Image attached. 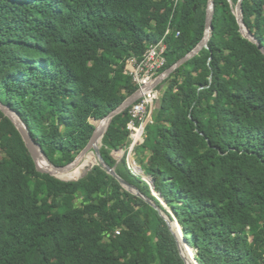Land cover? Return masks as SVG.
<instances>
[{"label": "trees", "instance_id": "1", "mask_svg": "<svg viewBox=\"0 0 264 264\" xmlns=\"http://www.w3.org/2000/svg\"><path fill=\"white\" fill-rule=\"evenodd\" d=\"M238 1L215 0L207 46L159 84L154 122L136 147L171 210L128 166L127 152L112 154L131 142L132 106L100 142L105 162L178 221L199 264H264V52L240 32ZM209 2L0 0V101L53 163L69 164L92 138V119L138 90L128 59L142 57L171 22L161 72L169 68L204 38ZM243 18L264 46V0H243ZM0 153V264H187L160 210L95 151L70 177L59 175L85 173L78 179L40 172L0 109Z\"/></svg>", "mask_w": 264, "mask_h": 264}, {"label": "water", "instance_id": "2", "mask_svg": "<svg viewBox=\"0 0 264 264\" xmlns=\"http://www.w3.org/2000/svg\"><path fill=\"white\" fill-rule=\"evenodd\" d=\"M214 7H215V0H210L209 6H208V9H207L206 30H205V35H204V38L202 39V41L194 49H192L189 53H187L186 55L181 57L177 62H175L169 68L164 70L159 75V77L157 78L156 83L158 85L164 79H166L172 72H174L180 65L185 63L187 60H189L193 56H195L202 48L207 46V43H208V41H209V39L211 37L212 29H213ZM235 12H236V15H237V18H238V22H239V25H240V32L245 37H247L248 39H250L251 41L256 43L261 48V50L264 52V46H262L261 42L247 29V27H246V25L244 23V18H243V0H239L238 1L237 5H236V8H235ZM141 96H142V92L137 90L132 95H130L128 98H126L117 108L112 110L110 113H108L103 118L98 119V123L95 124V130H94V133H93L92 138L90 139L88 145L77 155V157L72 162H70L69 164L63 165V166L57 165V164L53 163L49 159V157L47 156V154L43 150L42 146L35 141V139L33 138L30 130L28 129L27 125L24 123V121L22 120V118L20 117V115L16 111H14L11 107H9L8 105L2 103L1 101H0V109H2L4 111V113L15 123V125L17 126V128L21 132L22 137H23V139H24V141H25L30 153L32 154V156H33V158H34V160L36 162L37 169L40 172L50 173L52 175L57 176V173L65 172V171H68V170L72 169L79 157H81L82 155L86 154L91 149H94L95 152H96V155H97V159H98L97 162H100L110 174L114 175L123 184V186L126 187V189H128L129 191H131L132 193H134V194H136V195H138L140 197H143L148 203H150L151 205L155 206L158 210H160V208L155 204V202L153 200H151L149 197L145 196L140 191V189L138 187H136L135 185L127 182L122 177H120L117 174L115 168L110 166L109 164H107L105 162V160H104V158L102 156L101 150H100V146H98L96 144L98 139H101V140L103 139V137H104V135H105V133H106L108 127H109V124H110L111 120L113 119V117L115 115L123 112L127 107L132 106L137 100H139L141 98ZM102 121H107V127H106L105 130H102L100 128V123ZM39 159H44L47 162V165L46 166L40 165L39 162H38ZM140 171H141V173H143L142 169H140ZM61 179H63V178H61ZM76 179H78V178H76ZM63 180H65V179H63ZM145 180L151 186L154 195L160 201L165 203L162 200L161 195L155 190L153 181L151 179H149V178L145 179ZM160 212L166 218V220L168 221V223H169V225H170L172 230H173L172 223L175 222L177 224V226L179 227V232L181 234L183 242L185 244H187L185 239H184V237H183L182 230H181V227H180L178 221L176 219L175 220H171L169 218V216H167L163 211L160 210ZM173 232L175 233L174 230H173ZM179 246H180V249H181L182 256L186 260L184 254L182 252V247H181L180 242H179ZM193 260L195 262H197V260H196L194 255H193ZM186 262H187V264H189L187 260H186Z\"/></svg>", "mask_w": 264, "mask_h": 264}, {"label": "built area", "instance_id": "3", "mask_svg": "<svg viewBox=\"0 0 264 264\" xmlns=\"http://www.w3.org/2000/svg\"><path fill=\"white\" fill-rule=\"evenodd\" d=\"M172 2L175 8L180 0H172ZM170 24L171 22H169L164 35L157 41L152 42L142 57L132 56L128 59L126 65V72L132 77L138 90L142 92L141 98L132 105L130 110L127 128L130 131L131 142L126 150L122 149L124 153L127 152L128 166L136 174L141 172V166H138L134 159L136 147L144 142L147 136L146 126L154 122V114L158 109L160 90L156 81L167 63L166 38L170 33ZM195 264L199 263L195 262Z\"/></svg>", "mask_w": 264, "mask_h": 264}, {"label": "bare ground", "instance_id": "4", "mask_svg": "<svg viewBox=\"0 0 264 264\" xmlns=\"http://www.w3.org/2000/svg\"><path fill=\"white\" fill-rule=\"evenodd\" d=\"M106 127H107V121H102V122L100 123V128H101L102 130H105ZM101 141H102L101 139H98V141H97L96 144H97L98 146H100V142H101ZM92 150L95 151L94 149H91L90 151H92ZM90 151H88L86 154H84V155H82L81 157H79L78 160L76 161L74 167H73L72 169H70V170H68V171H65V172H61V173H59V174H62V173H70L71 171H73L74 169H76L79 165H81V163L84 161V159L88 158V154H89ZM115 151H116V150H115ZM95 153H96V152H95ZM96 156H97V155H96ZM41 161H42V164H43L44 166L47 165V162H46L44 159H41ZM38 162H39V161H38ZM39 164L42 165L40 162H39ZM43 165H42V166H43ZM50 169H51V168H50ZM59 174H58V175H59ZM172 228H173V230L175 231V233L177 234V236H178V238H179V242H180L181 247H182V252H183V254H184L186 260L188 261L189 264H195V261L193 260V252H192V248H191L189 245H187V244H185L184 242H182V240H181V238H180L179 228H176V226L174 225V223H172ZM184 246H187V247H188V254H186L185 249H184ZM190 253H191L192 258L190 257Z\"/></svg>", "mask_w": 264, "mask_h": 264}, {"label": "rangeland", "instance_id": "5", "mask_svg": "<svg viewBox=\"0 0 264 264\" xmlns=\"http://www.w3.org/2000/svg\"><path fill=\"white\" fill-rule=\"evenodd\" d=\"M162 90V88L160 89V91ZM159 105L157 104V107H158ZM92 122L94 123V124H96V123H98V120H94V119H92ZM103 145V143H101V146ZM112 154L114 155V157L115 158H117L118 160H120L123 156H124V150H122V149H119V150H116V151H114L113 149H112ZM3 155L0 153V158L2 157ZM134 158H135V161L137 162V164H138V166H141L140 164H139V162H138V159L134 156ZM41 164H42V161H41V159H39L38 160ZM96 164V163H95ZM94 164V165H95ZM43 165V164H42ZM94 165H92V166H90L88 169H90V168H92ZM44 166V165H43ZM87 169V170H88ZM86 170V171H87ZM134 171V170H133ZM135 172V171H134ZM59 173H57V176L59 177V175L60 176H63V177H70V174L69 173H62V174H59ZM137 174H140V175H143L144 176V174L143 173H141V172H139V173H137ZM82 176V175H81ZM80 176V177H81ZM80 177H78V178H80ZM59 178H61V177H59ZM64 179V178H63ZM74 179H76V178H73V179H65V180H74ZM144 179H148V177L147 176H144ZM45 201V200H44ZM166 207H168V205L166 204V203H163ZM168 209H169V211L171 210L169 207H168ZM175 223V222H174ZM180 238H181V240H182V242H183V239H182V237H181V234H180ZM192 248V247H191ZM192 252H193V255H194V253H195V250L192 248Z\"/></svg>", "mask_w": 264, "mask_h": 264}, {"label": "crops", "instance_id": "6", "mask_svg": "<svg viewBox=\"0 0 264 264\" xmlns=\"http://www.w3.org/2000/svg\"><path fill=\"white\" fill-rule=\"evenodd\" d=\"M135 157H136V155H135ZM135 159V158H134ZM137 163V162H136Z\"/></svg>", "mask_w": 264, "mask_h": 264}]
</instances>
